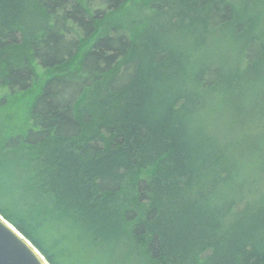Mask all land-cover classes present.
Returning <instances> with one entry per match:
<instances>
[{
	"label": "trees",
	"instance_id": "16d2710c",
	"mask_svg": "<svg viewBox=\"0 0 264 264\" xmlns=\"http://www.w3.org/2000/svg\"><path fill=\"white\" fill-rule=\"evenodd\" d=\"M158 21L244 30L231 0H0V213L51 264H264V40L170 99Z\"/></svg>",
	"mask_w": 264,
	"mask_h": 264
},
{
	"label": "rangeland",
	"instance_id": "374dc122",
	"mask_svg": "<svg viewBox=\"0 0 264 264\" xmlns=\"http://www.w3.org/2000/svg\"><path fill=\"white\" fill-rule=\"evenodd\" d=\"M231 1L236 9V20L243 26L242 30L244 29L237 36L233 27L224 26L213 31V33L207 32L205 40L197 33L193 35V38H190L187 37V33L183 30H180L181 32L162 31L163 22H157L158 28L161 29V31L156 29L158 36L161 37L160 40L165 46H169L172 49L175 58L176 53L179 54L180 52L184 55L185 60L184 67L180 69L179 74H176V68L173 70L167 68V66L158 68L154 83L158 96L159 94L164 97L167 95L166 97L171 99V97L176 95V90L180 88L176 81L179 78H183V74L185 78L190 77L202 65L211 60H218L223 64L236 61L246 42V36H257L264 40V0ZM195 17L203 22L201 15H196ZM196 25L200 26L201 24L197 22ZM120 260L117 257L113 262L117 264L121 262ZM89 264H93L92 261ZM123 264L126 263L123 262Z\"/></svg>",
	"mask_w": 264,
	"mask_h": 264
},
{
	"label": "water",
	"instance_id": "95a60500",
	"mask_svg": "<svg viewBox=\"0 0 264 264\" xmlns=\"http://www.w3.org/2000/svg\"><path fill=\"white\" fill-rule=\"evenodd\" d=\"M0 264H51L41 251L0 213Z\"/></svg>",
	"mask_w": 264,
	"mask_h": 264
}]
</instances>
